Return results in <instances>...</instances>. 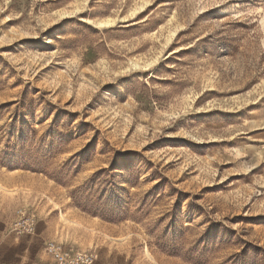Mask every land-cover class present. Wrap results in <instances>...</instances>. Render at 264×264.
Here are the masks:
<instances>
[{"label":"rangeland","instance_id":"rangeland-1","mask_svg":"<svg viewBox=\"0 0 264 264\" xmlns=\"http://www.w3.org/2000/svg\"><path fill=\"white\" fill-rule=\"evenodd\" d=\"M0 264H264V0H0Z\"/></svg>","mask_w":264,"mask_h":264},{"label":"built area","instance_id":"built-area-1","mask_svg":"<svg viewBox=\"0 0 264 264\" xmlns=\"http://www.w3.org/2000/svg\"><path fill=\"white\" fill-rule=\"evenodd\" d=\"M49 247H50L51 251L56 252V249H55L54 245L50 244Z\"/></svg>","mask_w":264,"mask_h":264}]
</instances>
